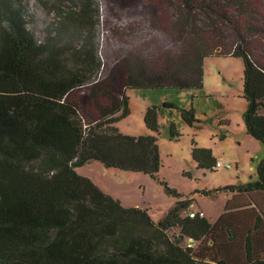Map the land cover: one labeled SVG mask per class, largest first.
<instances>
[{"label":"trees","instance_id":"16d2710c","mask_svg":"<svg viewBox=\"0 0 264 264\" xmlns=\"http://www.w3.org/2000/svg\"><path fill=\"white\" fill-rule=\"evenodd\" d=\"M38 1L55 14L43 39L26 0H0V264H264V159L257 180L204 192L233 195L212 223L184 215L192 203L160 178L159 108L145 113L151 134L117 126L130 90L199 91L206 58L236 57L245 125L264 145V0H103L124 23L104 56L99 0ZM192 156L216 169L210 149ZM93 161L149 176L175 205L158 222L125 207L77 172Z\"/></svg>","mask_w":264,"mask_h":264},{"label":"rangeland","instance_id":"374dc122","mask_svg":"<svg viewBox=\"0 0 264 264\" xmlns=\"http://www.w3.org/2000/svg\"><path fill=\"white\" fill-rule=\"evenodd\" d=\"M99 1L102 16L97 33L104 56L105 49L109 52L114 49V45H107V40L112 37L114 28L121 24V15L118 17L115 12H110L104 1ZM60 3L69 4L65 0H48V8ZM26 6L32 15L29 28L43 39L44 30L55 19V14L51 9H45L38 0H26ZM204 71V88L199 91L130 90L127 93L130 115L117 126L128 135L151 134L144 117L149 107L157 106L160 110L159 147L164 165L160 178L183 195V199L192 203L191 207L183 211L184 215L199 213V202L210 208L212 213L209 214L214 220L213 216L219 212L216 202L206 197L204 192L257 180V167L264 159V145L248 133L245 125L244 115L248 105L243 96V60L236 57H209L205 60ZM167 103L174 106L166 107ZM192 109H195V121L190 126L183 120L182 112ZM171 127H174L175 137H172ZM195 146L210 149L214 158L225 165L230 164L232 168L214 171L199 169L192 156ZM76 170L80 175L94 180L103 191L119 199L125 207L150 209L155 221L163 219L177 201L164 185L142 173L108 168L96 161ZM191 241L187 239L183 244H196Z\"/></svg>","mask_w":264,"mask_h":264},{"label":"crops","instance_id":"0c3cea01","mask_svg":"<svg viewBox=\"0 0 264 264\" xmlns=\"http://www.w3.org/2000/svg\"><path fill=\"white\" fill-rule=\"evenodd\" d=\"M232 196L233 195L231 193L221 192V193L217 194L216 197L215 196L214 197H209V198H211V200L216 202L215 205L217 206V211H219L217 213V216H213V217H215L214 220H212V218H211L212 216H210V214H209V213H212L210 208L209 207H205L201 203L198 202L199 210H200L201 213H203V216L208 218L212 223H215L220 218V216L224 213L225 204L230 198H232ZM191 205H190V207H191ZM156 222H158V221H156Z\"/></svg>","mask_w":264,"mask_h":264},{"label":"built area","instance_id":"2783aa9c","mask_svg":"<svg viewBox=\"0 0 264 264\" xmlns=\"http://www.w3.org/2000/svg\"><path fill=\"white\" fill-rule=\"evenodd\" d=\"M221 168L231 169L232 167H231L230 164L225 165L222 161L218 160L217 163H216V169H221ZM190 216L194 217L195 214L194 213H190Z\"/></svg>","mask_w":264,"mask_h":264},{"label":"water","instance_id":"95a60500","mask_svg":"<svg viewBox=\"0 0 264 264\" xmlns=\"http://www.w3.org/2000/svg\"><path fill=\"white\" fill-rule=\"evenodd\" d=\"M191 243H192V244H194V243H195V241H191Z\"/></svg>","mask_w":264,"mask_h":264}]
</instances>
